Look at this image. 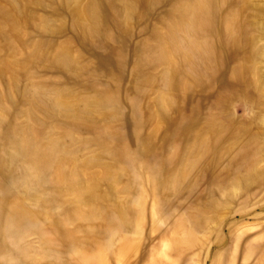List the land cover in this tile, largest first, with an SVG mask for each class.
<instances>
[{"label":"rangeland","instance_id":"374dc122","mask_svg":"<svg viewBox=\"0 0 264 264\" xmlns=\"http://www.w3.org/2000/svg\"><path fill=\"white\" fill-rule=\"evenodd\" d=\"M96 1L5 38L0 264H264V0Z\"/></svg>","mask_w":264,"mask_h":264},{"label":"bare ground","instance_id":"6f19581e","mask_svg":"<svg viewBox=\"0 0 264 264\" xmlns=\"http://www.w3.org/2000/svg\"><path fill=\"white\" fill-rule=\"evenodd\" d=\"M33 0H0V54L4 49L6 41L5 38L15 36V29L14 25L16 21L26 17L27 15V8L30 2ZM103 4V0H97L93 6L91 7L92 14H93V25L99 22L100 15H101V6ZM203 9V6L197 7L196 5H191L186 7L183 11L185 19H182L179 23L176 24L177 29L183 31V28L192 22L193 19H197L199 15V11L195 12L196 9ZM115 34H113L114 36ZM61 57H67V55L61 54ZM4 65L6 64L5 61L0 59Z\"/></svg>","mask_w":264,"mask_h":264}]
</instances>
